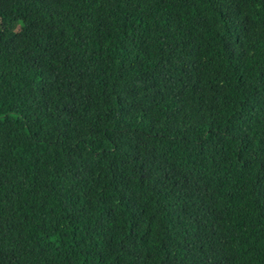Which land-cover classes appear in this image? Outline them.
<instances>
[{
  "label": "trees",
  "instance_id": "obj_1",
  "mask_svg": "<svg viewBox=\"0 0 264 264\" xmlns=\"http://www.w3.org/2000/svg\"><path fill=\"white\" fill-rule=\"evenodd\" d=\"M0 264H264V0H0Z\"/></svg>",
  "mask_w": 264,
  "mask_h": 264
}]
</instances>
